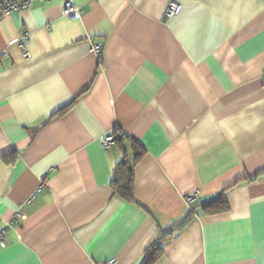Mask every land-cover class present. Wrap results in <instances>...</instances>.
<instances>
[{
  "label": "crops",
  "instance_id": "1",
  "mask_svg": "<svg viewBox=\"0 0 264 264\" xmlns=\"http://www.w3.org/2000/svg\"><path fill=\"white\" fill-rule=\"evenodd\" d=\"M75 1L0 19V264H264V0Z\"/></svg>",
  "mask_w": 264,
  "mask_h": 264
},
{
  "label": "built area",
  "instance_id": "2",
  "mask_svg": "<svg viewBox=\"0 0 264 264\" xmlns=\"http://www.w3.org/2000/svg\"><path fill=\"white\" fill-rule=\"evenodd\" d=\"M38 0H0V19L11 15L14 12L21 11L26 8L32 7L35 2ZM41 1H49V0H41ZM64 8L63 15L69 17L71 19L79 18L83 13L82 5H79L75 0H63ZM182 6L177 1H171L168 7L165 10L164 18H170L176 14H178L181 10ZM19 44L23 50L24 57L29 59L30 52L28 51L25 43L23 41H19ZM102 49L101 45H95L94 50L100 51ZM115 137L113 134L107 136L103 140V145L105 147L110 146L112 142H114ZM36 196L33 195V198ZM198 197V192L194 193L187 197L188 203L194 201ZM16 218H19V214H16ZM7 244V229L4 228L0 230V246L4 247ZM115 259H111L107 264H114Z\"/></svg>",
  "mask_w": 264,
  "mask_h": 264
},
{
  "label": "trees",
  "instance_id": "3",
  "mask_svg": "<svg viewBox=\"0 0 264 264\" xmlns=\"http://www.w3.org/2000/svg\"><path fill=\"white\" fill-rule=\"evenodd\" d=\"M120 136H117L119 138ZM134 157L131 163L128 159H125L119 166L120 172L118 176L114 178L113 186L117 192L121 193L124 197L129 200L133 198V184H134V165L139 160L140 156L143 154L142 147L134 143ZM229 208L227 200L221 195L215 200L202 205V210L207 213H216L225 211ZM160 245L157 246L155 242L150 243L145 252L144 261L142 264H149L153 257L156 255Z\"/></svg>",
  "mask_w": 264,
  "mask_h": 264
}]
</instances>
